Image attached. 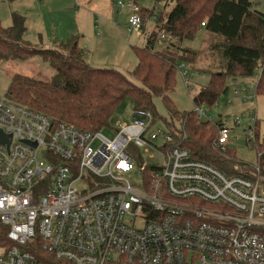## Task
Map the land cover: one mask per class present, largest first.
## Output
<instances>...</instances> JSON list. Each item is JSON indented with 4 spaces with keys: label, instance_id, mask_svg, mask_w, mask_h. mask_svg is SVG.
Here are the masks:
<instances>
[{
    "label": "built area",
    "instance_id": "obj_1",
    "mask_svg": "<svg viewBox=\"0 0 264 264\" xmlns=\"http://www.w3.org/2000/svg\"><path fill=\"white\" fill-rule=\"evenodd\" d=\"M115 3L128 11V29L143 24L135 1ZM157 32L154 50L170 40ZM186 65L177 74L187 88ZM195 114L211 121L199 106ZM246 120L253 144L256 120ZM113 131L108 139L53 124L0 96V224L10 242L0 264H264L260 165L226 175L155 130L143 109ZM228 132L222 123L214 142L222 152Z\"/></svg>",
    "mask_w": 264,
    "mask_h": 264
},
{
    "label": "trees",
    "instance_id": "obj_2",
    "mask_svg": "<svg viewBox=\"0 0 264 264\" xmlns=\"http://www.w3.org/2000/svg\"><path fill=\"white\" fill-rule=\"evenodd\" d=\"M163 7L174 2L166 13L141 9L143 24L151 17L154 26L142 47H133L137 64L130 75L134 84L120 71L96 68L84 61V50L78 37L54 43L45 49L24 40L25 21L12 13L10 27L0 23V63L13 60L26 61L38 56L50 65L55 74L50 81L32 76L14 74L4 94L17 103L48 116L53 124L64 122L83 131L104 128L124 98L131 100L133 109L150 112L153 121L156 111L153 98H159L169 113L164 120L173 143L187 148L195 159L217 167L226 175H244L251 167L241 166L228 147L220 151L214 144L222 120L200 121L195 110L179 113L170 99L177 75V66L184 62L192 69L197 52L181 46L194 39L200 30L214 38L209 52L214 57V69L206 70L210 79L192 98L194 106L211 108L226 93L227 78L235 81L251 78L258 71L255 94H264V11L256 9L252 0H163ZM201 23L204 26L201 27ZM164 30L169 37L163 48L154 50L157 31ZM179 122L175 127L172 120ZM254 124V143L257 165L264 174V140L259 139ZM239 164L240 166H233ZM7 228L0 224V246L9 247Z\"/></svg>",
    "mask_w": 264,
    "mask_h": 264
},
{
    "label": "rangeland",
    "instance_id": "obj_3",
    "mask_svg": "<svg viewBox=\"0 0 264 264\" xmlns=\"http://www.w3.org/2000/svg\"><path fill=\"white\" fill-rule=\"evenodd\" d=\"M116 0H113V3ZM135 1L141 9H152L166 13L173 6L170 2L163 7V0H124ZM256 9L264 11V0H252ZM92 5L82 8V0H0V23L4 28L12 24L11 15L16 13L24 18V40L40 45L45 49H52L53 41H60L75 35L78 37V45L86 50L84 61L96 68H112L120 71L134 84L138 81L130 73L136 66L137 58L133 51L134 46L140 47L144 43L143 32L154 26V18H149L138 28L128 29L126 20L128 11L117 13L116 7L110 0H92ZM95 10L93 13L92 10ZM214 38L208 36L204 30H200L193 40L183 41L181 46L188 47L197 52L195 63L192 65L188 87L178 74L170 99L175 109L179 112H191L196 109L192 98L196 96L202 86L209 82V73L206 70L214 69L212 62L214 57L210 55V44ZM189 65H186L188 68ZM14 74L32 76L40 81H50L54 76V70L38 56L26 61L13 60L0 63V96H3L8 88L9 79ZM251 78H241L233 81L227 78L225 81L226 93L218 99L217 103L208 108L199 105L206 116L213 122L222 120L229 128L228 149L234 155L235 161L241 166H256V150L253 144L247 142L249 135L244 132L252 127L253 122L246 118L254 117L257 124L255 130L259 139L264 140V94H255V83L258 71ZM234 89L238 95L234 94ZM153 107L156 111L154 129L166 130L164 120L169 121V113L159 98H153ZM131 100L124 98L114 113L109 118L107 125L99 130L104 138L111 139L115 134L113 129L120 117L127 121L132 110ZM175 127L179 122L172 120ZM252 140V139H251ZM236 164L237 166H240ZM233 165V164H231ZM233 165V166H236ZM1 253V250H0Z\"/></svg>",
    "mask_w": 264,
    "mask_h": 264
},
{
    "label": "crops",
    "instance_id": "obj_4",
    "mask_svg": "<svg viewBox=\"0 0 264 264\" xmlns=\"http://www.w3.org/2000/svg\"><path fill=\"white\" fill-rule=\"evenodd\" d=\"M92 0H82V3H83V5H81V6H83L82 8H84V7H87V5H92L91 2ZM110 3H113V0H110ZM113 6H115L116 7V3L114 2L113 3ZM116 11H117V7H116ZM92 12L94 13L95 12V10L93 9L92 10ZM117 13H119V12H117ZM126 26H127V20H126ZM140 32H143L142 34H143V38H144V43H143V45L145 44V38H146V36H147V34L148 33H146V32H144V26H142L141 28H140ZM72 37V36H71ZM68 39V38H67ZM65 40V39H64ZM61 41V40H60ZM54 43H57L56 41H53V44ZM143 45H141L140 47H142ZM138 47V46H137ZM81 49H83V48H81ZM84 50V56H85V54H86V50L85 49H83ZM190 71H192L191 69H190ZM235 91L236 92H238L237 90H235L234 89V94H235ZM239 94V93H238ZM237 94V95H238ZM236 95V94H235Z\"/></svg>",
    "mask_w": 264,
    "mask_h": 264
},
{
    "label": "water",
    "instance_id": "obj_5",
    "mask_svg": "<svg viewBox=\"0 0 264 264\" xmlns=\"http://www.w3.org/2000/svg\"><path fill=\"white\" fill-rule=\"evenodd\" d=\"M5 137L0 133V141H5Z\"/></svg>",
    "mask_w": 264,
    "mask_h": 264
}]
</instances>
